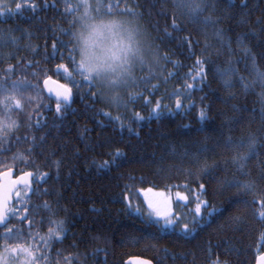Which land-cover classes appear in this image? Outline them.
I'll return each mask as SVG.
<instances>
[{"label": "trees", "instance_id": "obj_1", "mask_svg": "<svg viewBox=\"0 0 264 264\" xmlns=\"http://www.w3.org/2000/svg\"><path fill=\"white\" fill-rule=\"evenodd\" d=\"M18 2L23 4L25 0ZM188 2L206 5L199 21L193 22L186 9L178 8L177 0H120L121 9H135L136 15L125 14L138 22L148 42L146 63L135 68L137 83L120 95L126 105L120 107L102 99L97 87L82 84L78 90L56 74L57 64H65L69 70L74 67L67 58L68 49L60 43L69 39L62 30L71 31L72 15L64 12V0H27L36 5L35 9L24 10L22 15L0 16V33L17 37L15 44L0 46V81L10 88L12 80L26 78L43 87L42 80L48 75L73 89V101L62 119L55 112V100L44 93L37 96L33 89L19 97L22 109L6 115L0 107V118L17 125L0 138V173L13 168L17 174H47V179L39 183L33 179L32 188L39 194L26 196L27 190L21 189L20 199L15 198L11 206L19 210V215L10 220L9 227L21 229L23 239L0 238V248L35 244L42 254L41 264H127L131 257L149 259L154 264H212L217 258L225 264H256L264 253V221L250 208L233 205L236 189H226L222 182L236 176L260 183L258 178L264 172V83L257 75L264 72V29L259 23L264 20V0H246L247 8L243 7L245 0ZM206 16L216 23L205 26L202 20ZM173 20L181 30L172 27ZM217 30L231 41V50L217 38ZM240 39L243 44L237 43ZM165 55L168 60L163 59ZM197 59L206 73L202 82L189 76L199 72ZM29 61L32 66L25 67ZM9 66L13 68L11 73L7 71ZM229 68L236 71L232 74L233 86L226 88L217 69ZM34 71L38 76L32 75ZM186 85H192V90L188 91ZM176 90L183 94L173 96ZM132 93H141L152 103L132 102ZM177 98L181 109L176 108ZM157 101L162 105V114L159 119H148ZM45 104L50 110L44 108ZM101 111L119 116L126 127L111 123L100 115ZM201 111L207 115L203 122L199 119ZM134 113L145 119L133 120ZM37 119L47 126L35 127ZM199 128L204 131L197 132ZM228 136L234 140L243 137L245 141L255 138L256 154L245 169L249 175L240 174L231 163L237 153L223 147ZM201 146L207 151L200 155L199 163L185 155L196 153ZM117 150L123 153L116 160L119 166L102 169L100 165L111 163ZM21 155L34 163H22ZM205 163L218 165L212 177L200 172ZM200 184L205 186L204 200L195 195V190H201ZM149 189L184 192L189 199L177 203L174 213L189 227L197 196L223 211L208 217L202 206L200 226L187 237L178 229L157 233L155 227L143 223V217L129 209L131 201L133 207L139 206L147 214L143 194ZM45 202L52 213L42 207ZM25 206L27 213L23 211ZM25 215L28 219L21 222ZM237 216L238 221L232 219ZM49 218L65 221L67 234L62 241L53 240L45 246L39 236H47L52 227ZM4 230L1 228L0 234ZM76 256L79 259L72 258Z\"/></svg>", "mask_w": 264, "mask_h": 264}, {"label": "snow or ice", "instance_id": "obj_2", "mask_svg": "<svg viewBox=\"0 0 264 264\" xmlns=\"http://www.w3.org/2000/svg\"><path fill=\"white\" fill-rule=\"evenodd\" d=\"M178 8L186 9L188 14L190 15L193 22H197L200 20V13L203 11L204 6L201 4H196L193 6L188 0H177ZM247 2L243 3V7L247 8ZM36 5L27 3L17 2L15 3V7H9L7 3L0 0V16L11 17L14 15H22L24 10L35 9ZM81 9L83 11L81 12ZM121 13H131L132 15H136L135 9L132 8H120V0H112V2H105V0H95V3H90V0H64V12L70 13L72 15L71 31L62 30L68 35V40H61L60 43L66 49H68L67 58L71 61L74 66L72 70H69L68 66L65 64H57L55 66L56 74L62 76L66 80H69L74 84L77 89H80L82 84L87 85L89 88L97 87L99 85H103L112 91V95H105L103 92L100 93V97L104 99L106 102H109L117 107L126 106L120 96V89H128L136 85V77L134 75V68L137 64L144 65L146 63L144 57V49L137 44L136 48L132 46V36L131 32L128 33V39L123 35L122 30L119 29L118 26H115L113 23L105 22V17L114 16L117 12ZM202 23L205 26L214 25L216 21H214L211 16L203 17ZM259 23L264 29V20H260ZM172 27L177 31L179 29L175 20H173ZM85 32H87V36H85ZM168 36H171V33H165ZM217 38L221 41V43L226 44L231 50V41L225 40L222 31L217 30L215 32ZM17 37L15 36H5L3 33H0V46H6L9 42L15 44ZM186 42L187 38H185ZM238 44H243V40L240 39L237 41ZM53 52L57 51V45L54 43L52 45ZM96 49H100L103 53L104 59L108 64V68L113 75L111 76H102L99 70V67L96 66L95 62L99 57L96 54ZM35 51V49H33ZM247 53L249 50L244 49ZM77 56L79 59H77ZM63 58V57H61ZM156 62L159 63V58L154 57ZM164 60H168L167 55L163 57ZM199 67V72L196 76H192L189 73V76L192 79H199L201 82L204 80L206 75L204 68L202 67V61L197 59L196 61ZM32 62L29 61L28 65L25 67H31ZM179 65H177L178 67ZM253 66H255V60L253 58ZM9 73L13 71V68L9 66L7 69ZM44 71V69H41ZM236 70L233 68L229 69H217V73L223 81V84L226 88H230L233 86L232 84V74ZM32 75L34 77L38 76L37 72H33ZM170 76L176 75V73H170ZM257 75L261 81L264 83V72H257ZM243 81V77L240 78ZM165 82L167 80L165 79ZM55 84V88L50 87V84ZM144 83H147L145 79ZM41 87L40 83H32V81L25 79L20 80H12L11 87H7L3 81H0V107H2L4 113L7 115L16 109H22V100L19 98L23 95L25 91L28 89H33L36 91L37 96H40L41 93L47 95L49 100H55V112L57 113L58 118H63V112L67 111L73 101V89L69 86V84L61 83L60 81H53L52 76L46 75L42 80ZM157 87L153 85V88ZM245 88L248 87L247 84L244 85ZM193 88L192 85H186V89L191 91ZM183 93L179 90H176L172 93L173 96L179 97ZM93 96L96 93H92ZM29 101L32 100V97H27ZM129 100L135 102L137 100H143L145 105H150L152 101L141 93H132L129 96ZM166 107V106H163ZM45 109L50 110V105L45 104ZM176 108L181 109L182 104L181 101L177 98L176 100ZM162 105L160 101L155 103V106L152 108L151 113L148 119L156 118L159 119L162 114ZM100 115L105 116L111 123L119 124L121 128L126 127L124 123L121 121L119 116L113 117L109 112L101 111ZM264 115V113H262ZM145 117L141 116L139 113L133 114V120L135 121H143ZM199 119L201 122L207 119V115L204 111L199 113ZM98 123H100L98 121ZM16 122L12 121L8 122L5 118H0V138H4L7 136L8 131L16 127ZM46 123L42 122L40 119L36 120L35 127L44 128L46 127ZM129 131H131V125H127ZM203 128L197 129V132H203ZM21 139L17 137V140ZM27 139V137H24ZM41 140L44 137H40ZM36 141V137H32L33 144ZM219 147V145H218ZM223 147L232 151H235L237 155L232 157L231 163L236 166L237 172L242 175H249L248 172L245 171L247 167V161L250 157L256 154V140L255 138L250 137L247 141L243 137L238 140H234L231 136H228L223 143ZM243 149V151H241ZM29 152L32 151L31 148L28 149ZM207 151V148L201 146L196 153L185 155H191V158L199 163V157L201 154ZM123 155L119 150L116 151L111 163L109 161L103 162L100 165L102 169L110 168L112 165H116V160ZM21 162H32L28 161L26 157L21 155ZM227 164V161L225 162ZM218 165H208L207 163L203 164L200 168V172L204 175L213 176V173ZM11 171L7 173H0V177L10 176ZM34 177L32 172H24L16 179H10L8 181L7 186L3 183H0V226H2L5 230L2 234H0V238H12V239H23L22 230L19 228L9 227L10 220L16 218L19 215V210H13L7 207V204L12 200L13 190L19 186L20 188L26 189L27 191L24 193L28 196L29 193L39 194L38 189H33L31 187V180ZM39 183L41 180L47 179V174L43 175H35L34 177ZM257 180L248 179V180H240L236 176H233L231 180H225L222 182L223 186L227 188H235L236 192L233 195L231 203L233 205L242 204L247 208H250L252 214L256 216L261 221H264V172L261 173L260 177ZM127 187V186H126ZM204 185L200 184V188L204 189ZM148 191H151L150 189ZM44 194H47V190H44ZM17 200L20 199L21 193L20 191H15L14 193ZM177 197L179 200L187 201L189 199L188 196H181L177 193ZM30 198V197H29ZM126 199V198H125ZM145 199L147 200V208L148 212L145 216L139 206L133 207L131 205V201H129V209L130 211H134L135 213L141 215L143 217V223L148 225L149 227H155L157 229V233H165L168 232H176L179 230V234L187 237L196 231L197 227L200 226V220L203 217L200 215L201 207L203 206L207 210V216L212 217L215 214H222V209L211 207L207 201H201L199 197H196L197 203L195 207L194 213H192L191 224L192 227H189L188 223H183V217L180 215L174 214L171 210L170 201H166L163 204L159 201H154L149 199L145 194ZM42 207L46 209L49 213L53 212L51 206L45 202ZM23 211L27 213L28 209L25 206ZM27 215L21 217V222L27 220ZM234 220H239L240 217H233ZM48 223L52 225V227L48 228L47 236H39V240L44 243L45 246L50 241H62L64 236L67 234V229L65 227V221L63 220H54L49 218ZM32 223L29 222V229L32 227ZM28 236H32V233L29 231L27 233ZM35 239V238H34ZM35 246V245H33ZM75 246V245H74ZM6 251L13 257L12 261L5 260L2 255H0V264H16V258L19 255L24 257L23 264H37V259L33 251L29 247H25L23 244H17L15 246H7ZM103 251V249H97L96 252ZM74 259H79L78 256L72 257ZM47 259V258H45ZM68 259V258H66ZM147 264V262H146ZM212 264H225V262L220 261L219 258L214 260ZM258 264H264V255H261L258 260Z\"/></svg>", "mask_w": 264, "mask_h": 264}, {"label": "rangeland", "instance_id": "obj_3", "mask_svg": "<svg viewBox=\"0 0 264 264\" xmlns=\"http://www.w3.org/2000/svg\"><path fill=\"white\" fill-rule=\"evenodd\" d=\"M19 0H3V2L7 3L9 7H12L14 8L15 7V3H17ZM23 1V0H22ZM90 3H95V0H90ZM83 11V9H82ZM81 11V12H82ZM115 16H121V17H127V18H130L127 14L125 13H121V12H117V14ZM131 19H134L131 17ZM141 31V30H140ZM142 40H143V49H144V56L147 55V50H148V42H147V39H146V35L144 32H142ZM140 66V64H137ZM136 65V67H137ZM135 67V68H136ZM134 68V70H135ZM133 70V71H134ZM97 88L100 90V92H103L105 95H112V91L110 89H108L107 87L103 86V85H99L97 86ZM127 89H120L119 92H120V95L125 93ZM195 195L198 194L199 196L201 195L202 198H203V195H202V189L200 191L198 190H195ZM177 193H179L181 196H185L184 192H182L180 189H175V190H171V191H164V192H152V191H148V192H145L143 194V204L145 206V209L146 211L148 212V208H147V200L145 199V194L147 195V197L149 199H152L154 201H159L161 202L162 204L166 201H170L171 203V210L172 212L174 213L175 212V208H176V204L179 203L180 201H184V200H179L178 197H177ZM200 196V198H201ZM201 198V199H202ZM204 200V198H203ZM193 206H196V204L194 203ZM175 214V213H174ZM147 215V214H145ZM33 245L35 244H28V245H24L25 247H29L33 253L35 254L36 256V259H37V264H41V257H42V254L40 252H38L36 250V247H34ZM7 246H4L2 248H0V255H2L4 257L5 260H8V261H12L13 257L9 254L8 251H6ZM23 261H24V257L22 255H19L17 256L16 258V264H23Z\"/></svg>", "mask_w": 264, "mask_h": 264}, {"label": "clouds", "instance_id": "obj_4", "mask_svg": "<svg viewBox=\"0 0 264 264\" xmlns=\"http://www.w3.org/2000/svg\"><path fill=\"white\" fill-rule=\"evenodd\" d=\"M105 22H111L115 26H118L120 30H122L123 35L126 39H128V33L131 32L133 34L132 36V46L133 48L137 47V44L141 48H143V40H142V33L138 27V22L135 19L127 18V17H121V16H109L105 17ZM85 36H87V32H85ZM96 54L99 57L97 61L95 62L96 66L99 67V70L101 72L102 76H111L113 73L110 72L108 68V64L104 59L103 53L100 51V49H96Z\"/></svg>", "mask_w": 264, "mask_h": 264}, {"label": "water", "instance_id": "obj_5", "mask_svg": "<svg viewBox=\"0 0 264 264\" xmlns=\"http://www.w3.org/2000/svg\"><path fill=\"white\" fill-rule=\"evenodd\" d=\"M53 81H57V80H55V79H53ZM55 84L53 83V84H50V87H53V88H55ZM9 171H11V175L10 176H3V177H0V183H3L5 186H7V184H8V181L10 180V179H16V178H18L20 175H22L23 173H21V174H17V172H16V170L15 169H8V170H5V171H3V172H1V173H7V172H9ZM33 173V172H32ZM34 174V177H35V173H33ZM34 177L32 178V180H31V187H33V179H34ZM21 188L19 187V186H17L14 190H13V197H12V200L7 204V207L8 208H11V206L14 204V202H15V195H14V193H15V191H19ZM1 228H3L2 226H0V229ZM261 255H264V253L263 254H261ZM260 255V256H261ZM259 256V257H260ZM259 257L257 258V262H256V264H258V260H259ZM146 262H147V264H154L153 263V261H151V260H149V259H145V258H141V257H131V258H129L128 260H127V264H146Z\"/></svg>", "mask_w": 264, "mask_h": 264}, {"label": "flooded vegetation", "instance_id": "obj_6", "mask_svg": "<svg viewBox=\"0 0 264 264\" xmlns=\"http://www.w3.org/2000/svg\"><path fill=\"white\" fill-rule=\"evenodd\" d=\"M21 189H23V188H21ZM21 189H20V190H21ZM20 190H19V191H20ZM15 198H16V197H15Z\"/></svg>", "mask_w": 264, "mask_h": 264}, {"label": "bare ground", "instance_id": "obj_7", "mask_svg": "<svg viewBox=\"0 0 264 264\" xmlns=\"http://www.w3.org/2000/svg\"><path fill=\"white\" fill-rule=\"evenodd\" d=\"M134 127V126H133Z\"/></svg>", "mask_w": 264, "mask_h": 264}]
</instances>
